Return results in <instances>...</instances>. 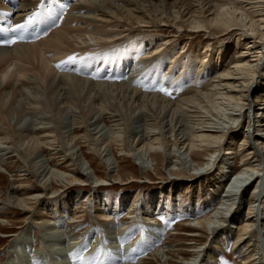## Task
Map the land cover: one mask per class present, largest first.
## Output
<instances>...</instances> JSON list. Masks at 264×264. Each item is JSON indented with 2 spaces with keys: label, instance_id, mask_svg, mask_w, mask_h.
Masks as SVG:
<instances>
[{
  "label": "bare ground",
  "instance_id": "6f19581e",
  "mask_svg": "<svg viewBox=\"0 0 264 264\" xmlns=\"http://www.w3.org/2000/svg\"><path fill=\"white\" fill-rule=\"evenodd\" d=\"M16 1L0 0V40H15L0 43V93L10 87L20 93V99L12 97L9 103L3 98L0 103V171L10 172L6 164L17 158L20 174L31 176L38 189L16 185L21 178L6 192L0 188V229L11 225L4 219L8 214L46 219L74 209L61 229L51 218L36 225L69 239L72 227L89 212L107 240L117 243L140 231L144 237L137 247L126 241L124 250L119 248L125 254L128 249L138 253L124 264H150L145 260L151 259L160 264H218L216 256L225 254L226 239L209 245L212 252L205 250L210 235L224 233L234 236L232 251L242 264H264V0H35L18 6ZM183 36H216L219 41L203 46L204 39L185 63L188 53H178ZM115 51L133 63V71L115 72L112 79L128 78L126 83H136L133 89L71 75L87 70L92 53L102 60ZM229 54L232 62L226 59ZM155 89L167 92H160V98ZM240 121L248 122L245 130ZM236 158L242 164L237 171L232 165ZM127 159L138 165L137 176L122 172ZM218 164V176L210 175L211 182L198 189V196L209 197L197 206L188 187ZM164 172L174 185L166 204L158 192L144 195L143 202L139 195L99 194L110 178L125 186L140 184L149 174L164 178ZM181 186H186L190 201L175 209L170 195ZM85 187L90 193L84 199ZM72 190L76 192L70 195ZM123 208L130 225L116 217ZM185 217L193 218L185 225L192 229L183 237L186 250L180 252L189 258L177 261L156 235H165L168 222ZM30 228L16 234L10 251L17 243L27 244ZM72 240L65 253L74 247L83 253L86 242ZM55 247L61 255L63 247ZM40 255L19 256V264L39 261Z\"/></svg>",
  "mask_w": 264,
  "mask_h": 264
},
{
  "label": "rangeland",
  "instance_id": "374dc122",
  "mask_svg": "<svg viewBox=\"0 0 264 264\" xmlns=\"http://www.w3.org/2000/svg\"><path fill=\"white\" fill-rule=\"evenodd\" d=\"M25 1L36 2L35 0H17L16 1V6H18L19 4H21L22 2H25ZM81 1L84 2V0H81ZM85 1H86L85 4H88L89 0H85ZM38 3L39 2L37 0V4ZM173 32H174V35H176V34L178 35V33H176L177 31L175 29H173ZM200 34L204 35L205 33H200ZM164 35L168 36L167 34H164ZM208 35L212 36V35H219V34H211L210 33ZM198 38H199V36L198 37L197 36H191V37H186L185 36L182 39V41H181V49H178V53H183V52H187L188 53V56L186 58L185 63H187L188 60L190 59V57H191L190 54L191 55L193 54L194 48L198 47L200 44H202V41L204 39H207V40H205L203 42V44H202L203 46L207 45L205 43L208 40L211 41L210 46L212 44H214V46H216L217 42L219 41V40L217 41L216 36L215 37H210V38H204L202 40L198 39ZM115 52H114L115 54L112 53V54L106 55L102 60H101V58L96 57V55H98L99 53H96V52L92 53L93 58L90 60V62H89L90 64L88 63L89 65H88L87 70H85L83 72L84 74H88V75L84 76V75L78 74L77 72H71L70 70L69 71H70L71 75H73L72 73H75L77 76L79 75V76L87 77V78H90L91 80H94V81H97V82H99V81L103 82L104 84H121V83H123V84L127 85L130 89H133L134 86H136V83L135 82H132L131 84L126 83L128 81L127 80L128 78L125 79V80H121L122 77H119V78L116 77L119 80H117L116 78H115V80H113V79L110 80L109 79L110 76H108V75L111 72H109L107 74V76H104L103 74H101V72L104 70V68H106L107 70H111L114 67L117 68L116 73L118 72V74H120V75H123L125 73L124 71H128L129 68H131V72L133 71V63L131 61L125 59L124 56H122L119 53V51H115ZM104 55L105 54H103V56ZM112 55L113 56L115 55V56L113 57ZM230 55L231 54H229L226 57L228 62H232V59H231ZM115 63H116V65H115ZM108 64H110V66ZM117 64H119V65H117ZM120 66H121V68L122 67H124V68H122V70H121ZM198 66H199V64H197V68H198ZM80 67H81V65H80ZM163 69L164 70L161 71L162 75H164V71L166 70V67H164ZM165 73H166V71H165ZM100 74H101V76H100ZM205 74H206V72H205ZM205 77L207 78V76H205ZM129 80H131V79H129ZM191 82L192 81H189V83H191ZM152 83H151V85H152L151 88L153 86H154L153 88H156L155 87V82H152ZM142 84H143V82H142ZM148 85L150 87V84H148ZM12 86L15 87V84L12 85ZM16 86H18V85H16ZM196 86L197 85H195L194 88H196ZM191 87H193V86H191ZM12 88L13 87H10L9 89H6L5 92L0 93V103H2L3 98H4V100H8V102L11 100L12 97H13V99H15V98L20 99V96H18V95H20L18 87L14 88L13 92H12ZM198 89L201 90V89H203V87L199 86ZM155 90L156 91H154V92H158L157 95H159L160 92L162 93V89H160V91L157 90V89H155ZM165 91L166 90H164L163 92H165ZM147 92L148 93H152V92H149V91H147ZM4 95H5V97H3ZM6 95H8V96H6ZM169 95H171V94H169ZM165 96H167V95H165ZM172 96H173L172 99L175 100L176 99L175 98L176 97L175 94H173ZM159 97L162 98L161 95H159ZM174 100H172L171 102H174ZM240 123L243 125L242 128L245 130L248 122L246 121L244 123L243 121H240ZM134 163H135L134 160H131V159H127V161L125 160L124 165H123V170H125V169L126 170L125 171L122 170V172H124V173H128L129 172L128 174L137 176L139 168H138V165L135 166L136 163L135 164ZM126 165L130 166V167H126ZM232 165L234 166V168H233L234 170H236V171L240 170L242 168V166H241L242 164H241L240 158H236L235 160L233 159L232 160ZM6 166H7V168L9 169V171L11 173L10 172H6L3 169L0 171L1 172V175H0V188L3 191L6 192V190L8 188V185H9V190H10L12 188L11 184L15 180H17V178H21V180L20 181L18 180L16 185H18V184H23V185L24 184H28V186H31V188L38 189V184L35 181L32 180L31 176H22L20 174L19 171H21L22 168H23L22 167V162L20 160H18L17 158L13 159V160H9V162L6 164ZM219 169H220V164L216 165L215 168L210 170L211 174H209L208 177L205 176V175H201V177H200V175H198L199 177L197 176V178H199V180H196L192 187H188L189 192H191V191L193 192V196H191V197L194 198V202H195V204L197 206H200L201 203L203 201H205V199H207L206 197H209V195H206V193H205V199H203L202 196H198V189H201V187L202 188L205 187L207 184H209L211 182L210 175L214 176V174H216L215 176H218L217 175V173H218L217 171ZM134 170H136V171H134ZM162 172L163 171H160V173H162ZM164 173H165V175L163 177L166 178L167 180L162 178L161 177L162 175L149 174L148 177L144 176L146 179H143L140 184L136 183V182H132L131 184H128V185H125V186L120 185V184H115V182H114L115 180L109 177L110 178L109 179V183L105 184L104 187L101 188L102 190L99 191L100 192L99 194H104V195H106V194H117V193H118V195L119 194H126V195L129 194L131 198H132V196L139 195L140 201L143 202L142 197L144 195L148 196V195H152L153 193H157L158 192V193H161L164 196L163 197V201L166 204V203H168V200H169V195H168L169 193L168 192L172 191V188H173L174 185L172 184V182H170L171 178H167L168 174H166V172H164ZM99 175L102 177L103 173L99 174ZM140 175H141V172H140ZM141 176H143V175H141ZM116 182L119 183V181H116ZM181 182H183L184 184L192 183V181H190V180H182ZM220 188H219L220 191L224 190V188L222 186ZM83 190H85V191H82L83 192V198L85 199V197L88 196L89 193H90V187H85V189H83ZM186 191H187L186 186H184V187L181 186V187H178V190L175 193V196L173 194L174 197H172V195H170L171 199H173V205L172 206L175 209H177L179 206H181V208L184 207L185 205L187 206V203H189L190 194L189 195L186 194ZM70 192H69V194L71 195L72 193L76 192V190H72V192L71 193ZM217 192H219V191L216 190L215 193H217ZM249 193H250L249 189L246 190L245 193H243V196H244L245 199H247V197L249 196ZM66 194H68V193H65V195ZM127 207H128V205H127ZM215 207H216V205L214 207H212L209 211H212V209H215ZM126 208H123L120 212L116 213V217L118 218V220L119 221L123 220L124 223H127V221L124 219V217L126 215ZM92 209L94 210V208H91L90 213H92L93 215H96V213L92 212L93 211ZM73 210L69 211L68 214L67 213H65L63 215H62V213L59 214V215L57 214V216H59V217H56V218H55L56 214H50L51 221L52 222L55 221V223L59 222L58 223L59 226L57 224H55V226L58 229H61V227L65 226L67 221L70 220L73 217V215H74V211ZM86 212H88V211H86ZM82 213H84V212H82ZM30 215L31 214H29L27 216V215H24V214L20 213V214H8V215H6L4 217V219L10 220L12 222H9V224H11V225L6 226L7 227L6 229H4V230L0 229L1 230V232H0V264H19V262H20L19 256H20V258L21 257H30V256L34 255V253L35 254H38V253L41 254L39 256L40 260L39 261L36 260L35 262L34 261L30 262L29 264H102V263L103 264H107V263L108 264H124L128 260H131V261L134 260L135 259L134 256H136V254H138L137 250H135L133 252V251H130V249H128L126 251V254L124 253L125 251L124 252H120L121 249L124 250L123 246L126 244V241H128L130 243V246L137 247L139 245V243H141V241L143 240V237H144V235H142L140 231H135L131 235L128 236L129 237L128 240H125V239H127V237L124 236V240L125 241L120 239L121 241L118 240L120 242L117 241V243H116L115 240L114 241L110 240V239L107 240L108 236L105 235V234H101V232L97 228V225H95L96 221L94 220V216L93 217H89V212H88V217H86L87 219L85 218L84 221H81L80 223H78L75 228H74V226L72 227L73 228V230H72L73 232L71 234H73V236H71L69 238V239H71V241H73L72 238H74V237L76 239H78V240L80 238V241L84 240L86 242L85 250L83 251V253H80L81 250L79 251V249L74 247V248H72L70 250L69 253H65V252H68V249H67L68 246L67 245L70 244L69 239H66L64 237L67 234H63L61 232L62 234H59V235L56 234V236H58V237H56V236L54 237V236H52L54 233L53 234L50 233V234H52V235H50L46 231H42V229L40 227H38V225H36V224L39 221H41V220H50V218L46 217V219L45 218L38 219V214H36L35 218H32V215L31 216ZM25 216H27L26 217V219L28 218L27 220L25 219ZM62 216H63V218H62ZM141 216L142 215H139L137 217H139V219H140V218H142ZM162 216H163V214H161V218H159V220L157 222H159V223L163 222L164 218ZM180 219H178L175 222L173 221L172 222L173 225H171L172 224L171 222L170 223L168 222L169 224L167 223L166 227H168L170 225V230H168L167 233H165V235H163V236L162 235H158V234L156 235L160 239H163V240H161L162 243H165V244L167 243L166 245L168 246V248H165L166 250L168 249L167 250L168 251L167 254H169L170 252L174 253L175 257H173V259L177 260V261H182L181 260L182 258H184V259L189 258V256L185 254V251L182 254L180 252V249L186 250L185 248H182L184 246L183 245L184 241H185L184 239L186 238L185 234L190 233L192 227L190 226L191 227V229H190L189 227H185V225H188L189 220H193V218L192 217H185L184 219L183 218H180ZM127 224L130 225V224H132V222L128 221ZM29 226L31 227L29 229L31 231V237L29 238L30 240H27V242H26L27 244L23 243V245H20L19 243H17L16 244V248L12 249L10 251L9 250V246L11 245L12 239L18 238V236H16V234L22 233ZM53 226H54V224H53ZM93 226H94V229L92 228ZM65 231L66 230L63 229V232H65ZM4 234L5 235L6 234H9V235L14 234L15 236L8 237V236H4ZM89 234H90V237L88 236ZM183 237H184V239H183ZM60 238H61V241H60ZM212 238H213V236L210 235L209 239L207 241L208 249L205 250V247H202V249H204L206 251V253L212 252L210 249H211V247L216 245V241H218V239L219 240L226 239V242H227L226 244H223V248H222V251H224L225 254H222V252L219 251V255L216 256V259L220 258L218 260V264H242L241 258L238 256V253H235L234 251H232V244H233V241H234V236L229 238V236L224 235V233H219V236H218V233H217V235H215V238H213V239ZM215 239H217V240H215ZM205 241L206 240H204L202 243H204ZM121 242H123V244ZM132 242H135L134 245L132 244ZM165 244H164V247L166 246ZM55 245L57 246L58 249H59V247L60 248L63 247L64 251L61 252V255L58 254L57 251L55 250V248H56ZM209 245L211 247H209ZM245 246H246V244L243 245L242 247L240 246L241 250ZM112 247L113 248L116 247L114 249L115 251H112V249H113ZM119 248H121V249H119ZM73 249H75V250H73ZM116 249H118V250H116ZM15 250H17V251L15 252ZM65 250H67V251H65ZM149 250H150V248H148V251L145 254H149L150 253ZM241 250H239V253H240ZM87 252L89 254L85 255V254H87ZM62 253H63V256H62ZM71 253L73 255H76V256L74 258H72V257L66 258L67 256H70ZM203 253H204V251H203ZM207 257H208V255H207ZM212 257H214V256H212ZM145 261L147 263H150V264H160L159 260L151 259V260H145ZM163 261H161L162 264H169L167 260H166V262H163ZM198 261H199V259H198ZM94 262H97V263H94ZM129 263H131V262H129Z\"/></svg>",
  "mask_w": 264,
  "mask_h": 264
},
{
  "label": "snow or ice",
  "instance_id": "6c2138e0",
  "mask_svg": "<svg viewBox=\"0 0 264 264\" xmlns=\"http://www.w3.org/2000/svg\"><path fill=\"white\" fill-rule=\"evenodd\" d=\"M23 26L24 25H22V24L16 25V27H18V28H22ZM0 43H15V40H12V39L0 40ZM162 91H164V89H162Z\"/></svg>",
  "mask_w": 264,
  "mask_h": 264
}]
</instances>
